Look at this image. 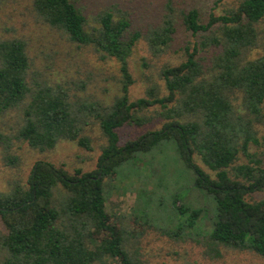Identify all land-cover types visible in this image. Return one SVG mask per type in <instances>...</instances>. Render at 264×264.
Here are the masks:
<instances>
[{"label":"trees","instance_id":"1","mask_svg":"<svg viewBox=\"0 0 264 264\" xmlns=\"http://www.w3.org/2000/svg\"><path fill=\"white\" fill-rule=\"evenodd\" d=\"M31 4L45 24L118 62L120 94L100 108L97 124L105 144L95 169L82 172L76 168L69 174L62 166L39 159L23 184L0 192L4 227L0 264H97L105 260L143 264L127 248V232L104 209V179L162 140L173 142L179 159L194 172L193 186L211 196L214 213L209 229L202 232L197 225L201 209L175 204L180 220L161 231L182 238L184 228L192 230V235H199L195 243L210 257H219L221 249L264 257V199H247L264 188V160L248 151L250 142L264 146V136L256 138L251 122L239 113L256 116L264 100V43L259 42L257 28L264 19V0H240L224 14H209L205 22L195 8L181 11L180 23L192 34L199 33V40L190 51L186 49L184 60L160 70L165 95L157 97L149 90L147 97L132 101L127 96L131 77L126 58L142 34L131 27L124 12L113 18L111 8L104 9L99 26L87 32L82 12L70 0H31ZM167 9L161 22L142 35L154 51L168 45L175 29L172 10ZM258 43L260 54L248 58ZM28 67L22 40L0 41V115L14 107L21 112L20 125L11 136L0 133V144L13 138L46 151L66 140L88 148L81 119L70 108L64 90L59 85L31 86L26 79ZM169 103L172 107H167ZM154 104L163 109L161 126L120 145L117 129L123 124L143 125L147 119L137 112ZM238 153L244 162L236 161ZM195 159L212 174L204 172Z\"/></svg>","mask_w":264,"mask_h":264},{"label":"rangeland","instance_id":"2","mask_svg":"<svg viewBox=\"0 0 264 264\" xmlns=\"http://www.w3.org/2000/svg\"><path fill=\"white\" fill-rule=\"evenodd\" d=\"M85 18V30L99 26L100 13L111 8L113 18L124 12L131 27L144 34L157 25L167 7L172 10L175 29L166 47L160 51L150 48L141 35L126 58L131 83L127 87L128 100L152 94H166L160 70L184 60L186 49L191 50L200 34H192L180 23L179 15L190 7L198 11L201 22L209 14L220 15L233 9L240 0H70ZM259 42L264 43V19L257 24ZM130 32V30H129ZM17 38L25 43L29 58L27 82L64 90L69 106L81 119L82 135L88 139V148L74 141L60 140L46 151L31 149L26 142L10 139L0 144V192H6L15 183L23 184L36 160L44 159L62 166L71 174L96 168V160L105 144L97 117L100 108L119 96L118 62L96 50L91 44H77L60 30L42 22L32 9L31 0H0V41ZM248 58L260 54L261 43L250 49ZM237 96V94H234ZM235 98L233 104L237 106ZM173 104V103H172ZM169 103L167 107H172ZM241 107H239L240 109ZM162 108L154 104L137 115L146 118L143 125L123 124L117 129L118 143L134 139L142 133L158 129L163 119ZM243 120L251 122L254 136H264V100L256 116L239 110ZM21 123L19 108H10L0 115V133L11 136ZM248 151L264 160V146L248 144ZM14 157L11 161L10 158ZM245 157L238 153L237 162ZM195 163L212 174L198 159ZM194 172L179 159L172 141L162 140L147 152H140L119 166L115 174L105 178L104 209L123 232L129 235L126 246L134 251L143 264H264V257L233 249H221L219 257L203 253L199 235L184 228L182 238L166 236L161 229L173 228L181 216L175 204L189 209L200 208L197 225L202 232L210 227L214 203L204 190L193 186ZM249 200L264 199V188L247 196ZM0 231L4 227L0 222ZM92 247L90 241H86ZM109 260L97 264H109Z\"/></svg>","mask_w":264,"mask_h":264}]
</instances>
